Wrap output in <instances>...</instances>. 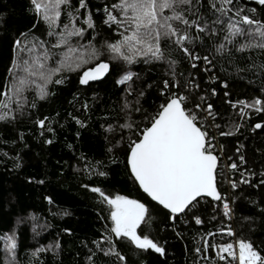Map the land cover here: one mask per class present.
I'll list each match as a JSON object with an SVG mask.
<instances>
[{
    "label": "trees",
    "instance_id": "16d2710c",
    "mask_svg": "<svg viewBox=\"0 0 264 264\" xmlns=\"http://www.w3.org/2000/svg\"><path fill=\"white\" fill-rule=\"evenodd\" d=\"M114 2L117 0H85L86 7L80 8L79 0H70L68 6H62L61 15L51 28L54 34L49 36V25L37 14L31 0H0V101L6 102L2 93L10 79L8 70L21 49L25 52L43 42L38 51L44 53L47 49L49 53H55L48 59L47 66L56 67L61 48L53 49L52 45L57 40L56 33L68 23L69 12L81 17L78 26L87 29L83 20L89 14L95 23L94 29L86 30L84 39L73 37L72 44H87L95 36L92 43L102 52L99 59L110 66L104 79L88 85H80L79 76L97 61H90L78 71H64L53 77L54 80L63 78V82L50 83L48 91L51 94L45 99H39L35 90L30 89L25 93L23 111L15 112L14 119L0 121V264H12L13 256L14 264H89L88 257L93 252L95 264H225L218 259L216 248L203 254L195 249L209 241L218 247L223 243L235 244L239 239L250 241L264 255V186L259 185L260 174L264 172V127H254L256 123L264 126V111L248 112L243 108L245 115L237 113L241 105L238 101L249 104L257 98L264 101V50L237 51L249 37H235L229 44L224 39L227 25L217 24L214 26L216 35L199 33L200 38L188 45L194 56L201 57L199 60H192L173 44L165 47L164 60L145 63L144 58L139 57L128 64L123 59L113 58V54L102 47L119 38L117 26L109 27L105 23L104 8H111ZM202 3L205 7L200 12L212 26L215 17L207 10L209 0H202ZM235 3L256 20L264 22V6L255 0H235ZM17 40L19 47L15 44ZM220 44L225 45L223 54L216 52ZM204 56L211 63H206ZM170 61H175L171 67ZM126 71L133 73V79L118 84ZM173 72L181 85L174 91H183L186 86L197 101L203 96L206 103L213 105L216 123L221 124V128L210 131L219 136L218 143L228 165L239 164V156L243 155L247 163L240 171L250 169L254 172L250 179L257 187L240 185L233 191L228 181L239 180V172L234 173L231 169L228 181L219 174L218 191L234 200L230 203L231 219L224 217L221 202L203 199L197 206L202 219L200 225L190 218V214H182L174 221L167 219L166 212L157 206L161 211L153 216L151 227L145 230L164 248L165 254L134 247L130 250L128 242L118 241V250L126 257V261L121 262L115 255L105 256L97 251L93 243L101 241L105 226H110L111 222L101 219L106 215L104 206L98 202L97 194L84 185L142 200L146 198L128 179L123 162L109 163L107 149L110 141L119 140L122 132L119 125L128 121L127 109L123 107L125 101L134 109L139 92H144L140 97L142 111L131 112V120L143 127L141 122L156 111L163 99L159 95L162 81L171 82ZM33 102L35 107L31 106ZM9 107L15 109V104ZM42 119L45 120L43 128L37 124ZM110 126L112 131H109ZM219 131H231L232 135L220 136ZM129 134L127 129L123 130L124 147H127ZM47 140L52 142L46 143ZM118 155L123 161V153ZM98 161L107 165L103 169L107 176L96 174ZM37 180L44 183H36ZM228 227L233 230V236L227 235ZM209 232L213 235H208ZM9 237L16 244L13 253L6 247ZM101 247L107 250L108 246L101 244ZM38 248L46 250L34 256Z\"/></svg>",
    "mask_w": 264,
    "mask_h": 264
},
{
    "label": "snow or ice",
    "instance_id": "6c2138e0",
    "mask_svg": "<svg viewBox=\"0 0 264 264\" xmlns=\"http://www.w3.org/2000/svg\"><path fill=\"white\" fill-rule=\"evenodd\" d=\"M255 2L264 6V0H255ZM31 4L37 14H41L44 21L48 23L50 29L48 34L52 36L54 34L51 31L52 25L59 19L62 6H68L70 0H31ZM79 7H86L85 0H79ZM203 7L205 6L202 0H195V3L193 0H117L111 8L105 6L104 14L107 17L105 23L109 27L115 24L120 30L119 38L115 42H106L102 47L112 53L113 58L123 59L128 64L136 62L139 57H143L145 63L151 60H164L165 47L173 44L192 60H199L201 57L194 56L188 45L200 38L199 33L213 36L217 33L215 25L226 24L227 32L224 39L229 44L233 43L235 37H249L246 43L239 45L237 51L247 48L264 50V22L256 20L254 16H250L244 9L238 7L235 0H209L207 10H211L215 17L211 21L212 26L200 12ZM252 12L254 13L255 9ZM68 17V23L64 25L63 30L56 33L57 40L52 45L53 49L61 48V46L67 48L56 62V67L47 66V60L55 55V53H49L47 49L42 56L30 55L27 59L23 56L13 59V66L8 70L10 79L4 85L6 91L2 93L6 102L0 101V121L14 119L15 112L23 111L26 103L25 93L30 89L34 88L39 99H45L51 94L48 91L50 83L63 82V78L54 80L53 77L64 71H78L90 61H97L94 66L82 71L79 76L80 85H88L90 81L99 80L109 71V63L99 59L102 52L92 43L95 36H92L91 40L84 45L74 46L71 42L73 37L84 39L86 30L95 28L91 14L83 20L87 29L83 25L78 26L77 21L81 17L74 12H69ZM223 17L227 19H222ZM15 44L19 47L20 41L17 40ZM42 46L43 42L34 44L28 52L32 53L35 48ZM23 51L24 49H21V52ZM224 51V44L216 48L219 54H223ZM203 60L211 63L207 56H204ZM174 63L175 61H170V67ZM192 66L196 67L195 64ZM132 79L133 73L126 71L117 83L125 84ZM180 87L174 72L171 82L162 81L159 95L163 99L156 111L146 116L145 121L141 122L143 127L140 123L131 120V112L142 111L140 97H143L144 92H139L134 109L130 107L129 102L125 101L123 107L127 109L125 114L128 121L119 125L122 130L121 136L119 140L110 141L107 149L110 153L109 163L123 162L128 179L134 186H138L139 191L146 194V198L142 200L127 194H114L98 186L84 185L92 193L97 194L98 202L104 206L106 215L101 216V219L111 222L110 226H105L106 231L101 241H93L97 251L105 256L115 255L119 261H126V257L118 250V241L128 242L130 250L134 247L136 250H152L164 255V248L156 243L145 230L151 227L153 216L159 215L161 209L157 206L167 210L164 213L167 219L174 221L180 214L185 216L190 214V218L200 225L202 219L198 214L197 206L204 198L210 197L212 201L222 203L224 217L231 219L230 203L234 200H229L218 191L219 157L214 154L216 146L213 144L216 133L210 131L213 128L216 130L221 128V124L216 123L217 113L214 112L212 104L205 102L203 96H200L197 101L186 86L183 91L173 90ZM129 94H131L130 90ZM227 95L226 92L225 96ZM13 103L15 109L9 107ZM228 103L231 102L228 101ZM238 103L243 108L254 109L257 113L264 111V101L259 98L251 104L246 101H238ZM31 106L35 107V102ZM232 106L235 107V104ZM241 115H245L243 109ZM77 123L81 122L77 120ZM37 124L43 128L45 120H38ZM254 127L262 129L264 126L256 123ZM124 129L130 133L127 137V147H124ZM112 130L110 126L109 131ZM219 135L228 136L232 135V132L219 131ZM45 142L50 144L52 141ZM119 153H123V161L119 159ZM239 161V164L233 162L228 165L234 173L239 172L240 176L239 180L228 181L231 189L235 191L240 185L257 187L250 179L255 175L254 172L250 169L240 171L241 166L247 163L243 155L239 156ZM97 165L99 169L96 170V174L102 177L107 176L108 173L103 170L107 165L100 161ZM260 175L259 185L264 186V172ZM36 183L42 184L44 181L37 180ZM49 203H51L50 199ZM208 235L213 234L209 232ZM227 235H234L231 227H228ZM101 244H106L107 250L101 247ZM6 247L9 253L14 252L16 244L11 237L8 238ZM212 248H216L218 259L225 264H264V255H261L250 241L244 239H239L235 244L223 243L218 247L209 241L205 242L202 248L197 247L195 251L203 254L210 252ZM45 250L38 248L33 255ZM93 256L95 252L88 257L89 264H95ZM14 259L13 256L12 264Z\"/></svg>",
    "mask_w": 264,
    "mask_h": 264
},
{
    "label": "built area",
    "instance_id": "2783aa9c",
    "mask_svg": "<svg viewBox=\"0 0 264 264\" xmlns=\"http://www.w3.org/2000/svg\"><path fill=\"white\" fill-rule=\"evenodd\" d=\"M242 106V105H240ZM243 107V106H242ZM213 132V131H212ZM218 135L216 134V139L213 141V144L216 146V150L215 153L218 157H219V172H220V176L224 179H226V181L229 180V178L231 177L230 173H231V168L228 167V159L223 155L221 148L219 146L218 143Z\"/></svg>",
    "mask_w": 264,
    "mask_h": 264
},
{
    "label": "rangeland",
    "instance_id": "374dc122",
    "mask_svg": "<svg viewBox=\"0 0 264 264\" xmlns=\"http://www.w3.org/2000/svg\"><path fill=\"white\" fill-rule=\"evenodd\" d=\"M41 15V14H40ZM42 16V15H41ZM43 17V16H42ZM30 48H32V47H30ZM30 48H28V49H30ZM28 49H27V51H25V52H20V54H19V56L17 57V59H19V57H21V56H23L25 59H27V58H29V56L30 55H43V52L42 51H38V49H39V47H37V48H35L34 50H33V52L32 53H29L28 52ZM37 50V51H36ZM67 51V49H65V46H61V50H60V55L62 54V53H64V52H66ZM61 58V57H60ZM48 61V60H47ZM47 63V62H46ZM13 71H15V69H13ZM34 89V88H33ZM255 100V99H254ZM253 100V101H254ZM252 101V102H253ZM251 104V103H250ZM242 109H243V107L242 106H238V111H237V113H238V115H241V111H242ZM249 111L248 112H252V111H254V109H252V108H247ZM243 112L245 113V110L243 109ZM8 242V241H7Z\"/></svg>",
    "mask_w": 264,
    "mask_h": 264
},
{
    "label": "water",
    "instance_id": "95a60500",
    "mask_svg": "<svg viewBox=\"0 0 264 264\" xmlns=\"http://www.w3.org/2000/svg\"><path fill=\"white\" fill-rule=\"evenodd\" d=\"M109 72V71H108ZM108 72L104 75V77H102L101 79H99V80H96V81H90L89 83H96V82H99V81H101L102 79H104L105 78V76L108 74ZM142 192V191H141ZM144 194V193H143ZM145 196H146V194H144ZM149 200H150V198H148ZM204 199H207V200H209V201H212L211 200V198L210 197H206V198H204ZM212 202H218V201H212ZM152 203H154V202H152ZM160 208H162V206H159ZM165 212L167 211V210H164ZM180 215H182V214H180ZM179 215V216H180Z\"/></svg>",
    "mask_w": 264,
    "mask_h": 264
}]
</instances>
